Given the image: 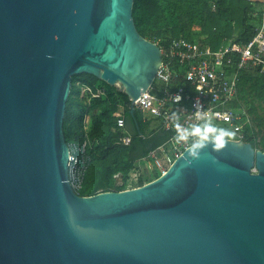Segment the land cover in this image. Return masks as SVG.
<instances>
[{"label": "water", "instance_id": "water-1", "mask_svg": "<svg viewBox=\"0 0 264 264\" xmlns=\"http://www.w3.org/2000/svg\"><path fill=\"white\" fill-rule=\"evenodd\" d=\"M134 1L0 0V264H264V151L250 142L187 149L131 189L71 186L73 76L133 100L156 77Z\"/></svg>", "mask_w": 264, "mask_h": 264}, {"label": "trees", "instance_id": "trees-1", "mask_svg": "<svg viewBox=\"0 0 264 264\" xmlns=\"http://www.w3.org/2000/svg\"><path fill=\"white\" fill-rule=\"evenodd\" d=\"M261 6L262 0H135L133 16L139 33L149 40L167 44L174 37H185L210 42L217 48L225 37L239 42L250 40L258 25V17L253 13ZM78 81L94 89L104 88L105 94L92 99L86 109ZM239 85L240 97L252 116V125H245L242 140L264 151V72L258 68L246 71ZM128 101L127 93L94 75L73 76L64 131L68 142L87 141L90 162L81 196L125 190L131 172L140 166L142 158L171 136V132L154 127L140 111L130 110ZM119 112L125 116V127L117 125ZM86 113L90 117L88 131L83 126ZM124 135L132 138L129 146L120 143ZM238 138L235 135L232 139ZM116 174L123 177V185H117ZM158 177L160 174L154 178L142 174L134 187Z\"/></svg>", "mask_w": 264, "mask_h": 264}, {"label": "built area", "instance_id": "built-area-1", "mask_svg": "<svg viewBox=\"0 0 264 264\" xmlns=\"http://www.w3.org/2000/svg\"><path fill=\"white\" fill-rule=\"evenodd\" d=\"M215 8L214 4L213 10ZM253 15L258 17L256 34L245 42L225 37L220 46L215 48L210 42L193 41L185 37H174L167 44L150 40L159 46L162 55L156 77L136 100L129 96L127 106L130 110L140 111L145 119L155 121L156 128L171 132V136L163 145L142 158L141 164L146 166L149 159L154 158L164 174L189 149L187 143H177V133L181 129L191 131L193 126L203 127L205 121L196 119L198 107L202 108L201 115L211 117L213 123L226 124L228 130L234 131L239 136L234 140L243 141V129L247 124L252 125V116L240 97L239 83L243 74L252 68L264 72V0L261 9ZM77 85L80 87L81 98H85L86 109L90 107L92 99L105 94L104 88L94 89L79 81ZM177 95L182 97L179 103L176 102ZM173 113L179 114L180 128L173 126ZM117 116V125L125 127L123 112L117 113ZM89 125L90 117L86 113L83 120L86 131ZM186 139L190 143L196 137ZM120 143L129 146L132 143L131 136H122ZM68 145L70 183L74 191L80 194L90 162L87 141L68 142ZM158 151L162 152L163 159L158 158ZM141 164L131 172L128 184H137L139 181L142 175ZM252 172H256V169ZM115 179L117 185L124 184L120 174H116ZM131 188L135 187L127 189Z\"/></svg>", "mask_w": 264, "mask_h": 264}, {"label": "clouds", "instance_id": "clouds-1", "mask_svg": "<svg viewBox=\"0 0 264 264\" xmlns=\"http://www.w3.org/2000/svg\"><path fill=\"white\" fill-rule=\"evenodd\" d=\"M182 99L181 96H176V102ZM202 108L198 107L196 113V119L205 121L203 127L200 126H193L191 131L186 129H181L175 136V140L177 143H187L189 145V152L190 154L195 157L199 158L201 152L207 148L209 145L212 146L214 151H218L225 147L228 140L232 139L235 136V132L221 128L216 126L212 121V118L207 115H201ZM179 114L173 113L171 116V121L173 126L176 128H180L179 123ZM195 136L196 139L192 140L190 143L187 141V137Z\"/></svg>", "mask_w": 264, "mask_h": 264}, {"label": "rangeland", "instance_id": "rangeland-1", "mask_svg": "<svg viewBox=\"0 0 264 264\" xmlns=\"http://www.w3.org/2000/svg\"><path fill=\"white\" fill-rule=\"evenodd\" d=\"M214 124L216 126H218V127L227 129V125L226 124H222V123H214ZM260 136L262 137V135H260ZM157 156H158V158L163 159V154H162L161 151L157 152ZM141 172H142V174L147 175V176H149L151 178H154L157 174H160V176L163 174L160 171L159 166L156 165L154 158L149 159V161H148L146 166H145L144 163L141 164ZM136 185L137 184H134V183L127 184L126 189L130 188V187H134Z\"/></svg>", "mask_w": 264, "mask_h": 264}, {"label": "crops", "instance_id": "crops-1", "mask_svg": "<svg viewBox=\"0 0 264 264\" xmlns=\"http://www.w3.org/2000/svg\"><path fill=\"white\" fill-rule=\"evenodd\" d=\"M152 122V125L155 127L156 126V122L155 121H151Z\"/></svg>", "mask_w": 264, "mask_h": 264}]
</instances>
